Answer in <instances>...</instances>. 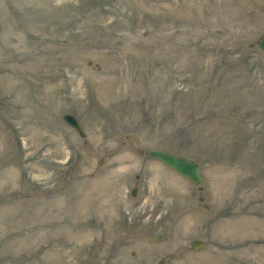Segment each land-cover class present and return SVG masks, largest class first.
Here are the masks:
<instances>
[{"label": "rangeland", "instance_id": "374dc122", "mask_svg": "<svg viewBox=\"0 0 264 264\" xmlns=\"http://www.w3.org/2000/svg\"><path fill=\"white\" fill-rule=\"evenodd\" d=\"M260 36L264 0H0V264H264Z\"/></svg>", "mask_w": 264, "mask_h": 264}, {"label": "water", "instance_id": "95a60500", "mask_svg": "<svg viewBox=\"0 0 264 264\" xmlns=\"http://www.w3.org/2000/svg\"><path fill=\"white\" fill-rule=\"evenodd\" d=\"M259 48L264 51V37H262L258 43ZM63 120L75 129L80 136H84V131L81 128L77 119L71 114H64ZM146 157L151 160H157L164 165L168 166L184 178L190 180L194 185H200L203 181V176L201 174L199 164L191 159L185 158L183 156L176 155L170 151L161 148H149L146 152ZM202 189V187H199ZM132 194H135V190L132 191ZM161 239L160 236L156 237V240ZM191 247L195 250H198L203 245V242L200 240H193L191 242ZM231 264H240L238 262H233Z\"/></svg>", "mask_w": 264, "mask_h": 264}]
</instances>
